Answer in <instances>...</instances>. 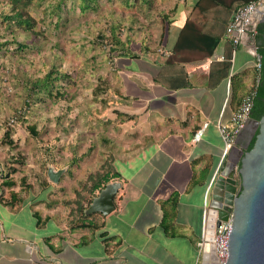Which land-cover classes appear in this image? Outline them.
I'll return each instance as SVG.
<instances>
[{
  "label": "crops",
  "instance_id": "obj_1",
  "mask_svg": "<svg viewBox=\"0 0 264 264\" xmlns=\"http://www.w3.org/2000/svg\"><path fill=\"white\" fill-rule=\"evenodd\" d=\"M250 1L123 2L124 17L137 27L123 36L112 67L119 112H112L104 139L105 151L114 153L110 168L119 175L110 182L120 185L116 208L80 222L67 202L88 193L91 175L69 185L65 167H49L32 181L27 166L2 153L0 264L197 263L204 206L224 151L217 123L229 124L258 85L256 36L243 37L230 62L226 31ZM188 21L218 38L215 53L228 61L206 71L207 57L198 47L175 51ZM254 22L261 25L257 16ZM49 169L64 170L58 183L49 179Z\"/></svg>",
  "mask_w": 264,
  "mask_h": 264
},
{
  "label": "rangeland",
  "instance_id": "obj_2",
  "mask_svg": "<svg viewBox=\"0 0 264 264\" xmlns=\"http://www.w3.org/2000/svg\"><path fill=\"white\" fill-rule=\"evenodd\" d=\"M123 2L24 0L34 21L26 30L9 29L11 3L0 0V154L27 166L32 181L49 167H65L72 185L92 169L111 167L114 153L105 151L102 138L112 112H119L112 67L123 36L137 27L124 17ZM52 71L60 78L35 91L33 83Z\"/></svg>",
  "mask_w": 264,
  "mask_h": 264
},
{
  "label": "water",
  "instance_id": "obj_3",
  "mask_svg": "<svg viewBox=\"0 0 264 264\" xmlns=\"http://www.w3.org/2000/svg\"><path fill=\"white\" fill-rule=\"evenodd\" d=\"M255 16L264 25V11ZM254 48L256 51V46ZM258 60L263 61L260 54ZM245 131L252 134L250 142L255 138L250 150V142L247 146L239 144V137ZM63 173L64 170L50 169L48 176L58 183ZM119 189L118 183L108 185L94 199L87 214H111L116 208L115 197ZM209 198L207 238L201 264H218L212 244L215 224L218 216L227 221L230 214L233 225L228 237L227 264H264V115L260 120L251 117L239 132Z\"/></svg>",
  "mask_w": 264,
  "mask_h": 264
},
{
  "label": "trees",
  "instance_id": "obj_4",
  "mask_svg": "<svg viewBox=\"0 0 264 264\" xmlns=\"http://www.w3.org/2000/svg\"><path fill=\"white\" fill-rule=\"evenodd\" d=\"M11 3V11L12 15H6L5 21L8 22V27L11 29L12 26L16 25L21 28H26V30H30L32 25L34 24L33 19L26 16L24 12V8L26 4L24 0H10ZM86 8V7H84ZM264 25L261 24L257 28L256 34V43L258 47V53L263 57V69L261 71L260 81L256 87V96L254 99V105L251 113V117L256 120H260L264 115ZM113 41L116 43H120L119 38L113 34ZM220 40L218 38L212 37L207 34L201 33L196 25L192 21H188L181 34L179 36L178 43L175 47V51H179L181 49H190L193 47H198L207 58L211 57L217 47L219 46ZM114 49H111V51ZM55 71L50 72L45 78L38 79L33 83V89L36 91L37 89H47L49 85H54V82L60 78L61 75H57ZM35 132V129H32ZM8 134V133H7ZM102 142L105 145H109V141L107 139L102 138ZM254 142L251 145L253 146ZM109 152V151H107ZM103 153V152H102ZM113 153V152H111ZM110 153V154H111ZM105 153H103L104 155ZM112 158V154H111ZM119 175L113 171L110 167L99 168L95 172L91 174L92 186L88 190V193H85L84 196H79L77 199H73L67 202V206L73 208L74 211L80 215V222H84L87 215V211L90 208L92 202L98 196L96 192L103 191L112 179L119 178ZM87 186V184H86ZM82 227H86L85 223L82 224Z\"/></svg>",
  "mask_w": 264,
  "mask_h": 264
},
{
  "label": "built area",
  "instance_id": "obj_5",
  "mask_svg": "<svg viewBox=\"0 0 264 264\" xmlns=\"http://www.w3.org/2000/svg\"><path fill=\"white\" fill-rule=\"evenodd\" d=\"M264 11V0H252L248 4H246L242 9H240L235 17V20L230 23L227 27V36L231 38L233 51H232V58L229 59L230 62H233V58L235 56L237 47L242 43L243 37L252 33L253 36L257 34V28L254 25V16L257 12ZM257 51V50H256ZM228 61L226 56L223 54L214 53L211 57L207 58L204 63V69L209 71L211 66L217 62ZM256 68L259 72L257 78V84L260 81L261 71L263 69L262 61H259L256 65ZM230 87V82L228 83ZM256 96V89L246 95L239 107V109L232 115L229 124H223L222 119H219L217 123V128L222 136L224 141V151L221 163L216 171L217 176L226 161V158L229 152L232 150L235 140L241 131V129L245 126V124L251 118V113L254 105V99ZM212 184L209 186L207 199L204 206L203 212V232H202V239L199 243L198 248V257L197 263L201 264V259L203 255L204 244L207 238V224H208V211H209V201L210 198V191L212 188ZM233 220L232 214H230L227 221L220 220L219 216L217 217V221L215 224L214 235H213V242L215 246V254L217 256L218 264H227L229 252H228V237L232 230Z\"/></svg>",
  "mask_w": 264,
  "mask_h": 264
},
{
  "label": "flooded vegetation",
  "instance_id": "obj_6",
  "mask_svg": "<svg viewBox=\"0 0 264 264\" xmlns=\"http://www.w3.org/2000/svg\"><path fill=\"white\" fill-rule=\"evenodd\" d=\"M252 134L250 132H243L240 137H239V144L240 145H244V146H247L250 142V138H251ZM255 141V138H253V140L250 142L249 144V147H248V150L251 149V145L252 143Z\"/></svg>",
  "mask_w": 264,
  "mask_h": 264
}]
</instances>
